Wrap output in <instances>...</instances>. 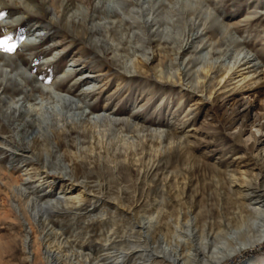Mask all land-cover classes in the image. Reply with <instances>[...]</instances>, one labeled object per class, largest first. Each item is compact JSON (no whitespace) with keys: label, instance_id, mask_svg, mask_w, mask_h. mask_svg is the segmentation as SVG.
<instances>
[{"label":"rangeland","instance_id":"rangeland-1","mask_svg":"<svg viewBox=\"0 0 264 264\" xmlns=\"http://www.w3.org/2000/svg\"><path fill=\"white\" fill-rule=\"evenodd\" d=\"M3 1L9 5L0 3V40L10 37L8 43L14 44L15 48L11 52L0 50V98L4 99V103H0L2 111L8 105L16 106L15 101L29 95L31 100L26 105L38 103L41 99L49 105L56 93H63L74 98L85 113L89 111L88 106H93L96 112L117 115L136 125L156 129L162 132V137L168 133L174 135L175 143L166 146L165 155H162L165 157L157 167V173L146 172L157 162L159 147L162 146L163 151L168 140L159 147V142L153 140L151 147L146 146V152L138 151L140 154L120 159L127 165L115 168L111 177L115 176L120 181L115 188L126 189L130 199L119 206L122 213H115L113 208L107 207L105 215L100 216L95 211L90 216L86 212L93 207L103 206L86 203L84 223L88 222L92 231L84 235L85 240L102 244L98 235L115 227L119 234H132L134 237L130 240L139 237L134 233L137 228L132 227L127 211L137 202L141 203L137 206L138 216L141 218L143 214H152V223L156 222L157 208L161 209L172 227L178 220L183 223L187 218L199 214H206L209 220L217 217L219 209L224 211L225 207L233 206V197L226 193L227 181L221 171L234 169L238 176L247 169H254L264 175L261 161L256 157L258 148L252 151L237 143L234 137L237 123L233 121L237 111L245 113L244 121L248 119L246 123L255 114L264 112V0H183L187 2L188 9L198 14L193 18L197 26L193 36L197 38L189 45L184 43L180 51L177 46L169 50V44L167 57L161 52L147 50L150 56L148 67L141 73L125 70L117 61L114 51L102 54L92 45L93 39L85 31L50 22L49 2L31 0L38 3L40 8L35 15L22 5H15L10 0ZM61 1L56 0V10ZM64 1H69L72 7L88 8L92 20L89 19L87 30L91 23H100L106 29L116 28L115 39L121 41L130 55L131 48L139 45L130 39V30L118 22L119 18L104 16L111 11L120 15L117 6L106 3L101 8L95 0ZM161 1L166 8L174 2ZM97 8L104 10L105 14ZM152 18L146 17L148 20ZM172 19L175 20L176 16ZM175 25L178 27L174 30L181 32L184 21L181 19ZM211 47L217 48L213 56H220L218 61L223 60L233 66L228 77L221 82L213 75H208L205 80L197 78L205 64L202 57L207 52L211 53ZM124 54H121V61L126 59ZM191 57L195 62L187 64ZM131 58L126 59L127 65H130ZM207 58L209 61L213 59L211 55ZM247 59L251 60L250 64H243ZM159 63L165 72L162 78L157 72ZM177 66L189 70L190 83L167 80L166 74L172 73ZM26 79L30 82L26 83ZM203 83L204 87L201 85ZM191 84L195 89L189 87ZM5 121L0 115V126L9 127ZM136 135L132 130L112 127L110 131H103L99 145L123 144L127 140L137 139ZM179 137L182 143H179ZM5 150L0 144L1 170H12V176L21 175L25 163ZM214 166L219 167L218 173ZM18 168L20 171H17ZM35 178L41 176L36 175ZM5 180L0 174V264H24L22 242H19L22 238L16 243L10 241L14 235L23 232L24 218L19 208L14 206L13 194ZM37 189L50 194L59 191L57 186L48 187L45 181ZM143 195L146 196L143 198ZM186 213L190 216H185ZM52 219L54 225L58 226L60 220H55L54 215ZM65 219L67 222L68 218ZM99 219L108 226H98ZM66 227L70 229L68 225ZM247 251L249 254L242 252L222 264H250V260L252 264H264V243ZM138 255L119 258L120 264H143ZM30 264L39 263L31 261Z\"/></svg>","mask_w":264,"mask_h":264},{"label":"bare ground","instance_id":"bare-ground-1","mask_svg":"<svg viewBox=\"0 0 264 264\" xmlns=\"http://www.w3.org/2000/svg\"><path fill=\"white\" fill-rule=\"evenodd\" d=\"M10 1L22 5L35 15L40 10L38 3L31 0ZM42 1L50 3V22L85 31L93 39L92 45L102 54L114 51L117 61L128 72L141 73L147 70L150 59L147 50L152 53L161 52L167 57L169 44V50L177 46L180 51L184 43L189 45L197 38L193 36V30L197 27L193 18L198 14L188 9L187 2L183 0H174L167 8L161 0H95L101 8L106 3L119 8L120 15L116 11L105 14L104 10L97 9L106 18H119L118 22L130 30V39L139 43L131 48L132 55L126 52L120 40L115 39L116 28L106 29L100 23H91L87 30L88 21L92 20L88 8L72 7L69 1L62 0L56 10V0ZM0 3L9 5L3 0ZM148 16L153 18L148 20ZM173 16H176L175 20ZM181 19L184 26L180 32L174 29L178 27L175 23ZM137 31L140 33L137 34ZM114 41L116 44H113ZM122 53H125L126 59L132 57L130 65L126 64V59L120 60ZM216 53L217 48L211 47V53L207 52L202 57L205 64L200 68L202 74L197 76L198 79L205 80L208 75H213L214 79L218 78L221 82L228 77L233 66L223 60L218 61L220 56L214 57ZM208 55L213 58L211 61L207 60ZM194 62L195 59L191 57L187 64ZM250 62L247 59L243 64L249 65ZM157 67L158 76L162 78L165 72L161 63ZM166 75L167 80L190 83L189 70L179 66ZM28 82L30 80L26 79ZM201 85L204 87L205 84ZM189 87L195 89L192 84ZM43 93L48 95L47 92ZM29 100L31 95L15 101L16 106L8 105L5 111L0 109V115L9 123V127L0 126V144L10 156L25 163L19 176H12V170L3 171L0 168V174L6 178L7 187L13 194L14 206L19 208L24 218L23 232L10 240L16 243L22 238L19 242H22L24 264H30L31 261L39 264H120L119 258L124 259L136 253L143 264H222L242 252L249 254L247 250L256 249L264 243V175L254 169H247L237 176L235 170L229 168L221 172L227 181L226 193L233 197V206L225 207L224 211L219 209L217 217L207 220L206 214H199L187 218L183 223L178 220L172 227L158 208L155 210V223L151 222L154 218L152 214H143L140 218L137 206L141 203L137 202L127 211L132 227L137 228L134 233L139 234V237L132 241V234H119L115 227L98 235L99 243L102 244L85 240L84 235L92 231L91 225L84 223L86 203H99L98 206H103L93 207L86 212L90 216L95 211L100 216L105 215L107 207L113 208L115 213L120 212L119 206L130 199L126 189L115 188L120 181L115 176L111 177L115 168H123L125 163L120 159L145 151L147 145L151 147L154 144L153 140L159 142L158 147L168 140L163 151L162 146L159 147L157 162L146 172L155 173L165 157L162 155H165L166 146L175 143L174 135L168 133L162 137V132L156 129L136 125L117 115L96 112L93 106H88L89 111L85 113L68 94L56 93L49 105L43 99L26 105ZM2 102L4 99L0 98ZM234 115L233 121L237 123L234 137L237 143L252 151L258 148L256 157L264 168V112L252 116L248 123V119L244 121L245 113L237 111ZM247 126L249 129H246ZM112 127L132 130L136 132L137 139L127 140L123 144L100 146L99 137L103 131H110ZM178 141L182 143L180 137ZM214 170L217 173L220 171L217 166H214ZM36 175L41 178H35ZM44 181L50 188L57 186L59 191L50 194L38 190ZM29 184L32 187H25ZM53 215L55 220H60L58 226L53 223ZM184 215L190 216L187 213ZM65 218H68L67 222ZM104 225L108 226L99 219L98 226ZM137 247L141 250H135Z\"/></svg>","mask_w":264,"mask_h":264},{"label":"snow or ice","instance_id":"snow-or-ice-1","mask_svg":"<svg viewBox=\"0 0 264 264\" xmlns=\"http://www.w3.org/2000/svg\"><path fill=\"white\" fill-rule=\"evenodd\" d=\"M2 16V14H0ZM10 37H4L2 40H0V50L11 52L14 50L15 45L8 43V40Z\"/></svg>","mask_w":264,"mask_h":264}]
</instances>
